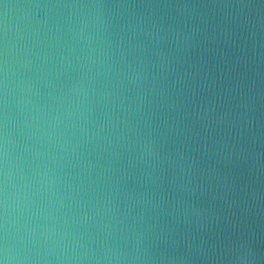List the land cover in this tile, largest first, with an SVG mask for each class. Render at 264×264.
Here are the masks:
<instances>
[{"label": "clouds", "instance_id": "9594fccd", "mask_svg": "<svg viewBox=\"0 0 264 264\" xmlns=\"http://www.w3.org/2000/svg\"><path fill=\"white\" fill-rule=\"evenodd\" d=\"M0 264H264V0H0Z\"/></svg>", "mask_w": 264, "mask_h": 264}]
</instances>
